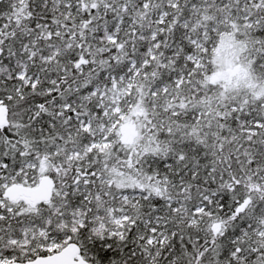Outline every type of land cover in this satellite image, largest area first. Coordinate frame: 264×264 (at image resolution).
I'll return each mask as SVG.
<instances>
[{
    "label": "snow or ice",
    "instance_id": "6c2138e0",
    "mask_svg": "<svg viewBox=\"0 0 264 264\" xmlns=\"http://www.w3.org/2000/svg\"><path fill=\"white\" fill-rule=\"evenodd\" d=\"M0 264H264V0H0Z\"/></svg>",
    "mask_w": 264,
    "mask_h": 264
}]
</instances>
